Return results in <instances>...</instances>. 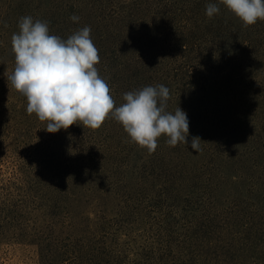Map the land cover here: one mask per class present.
<instances>
[{"label": "trees", "instance_id": "16d2710c", "mask_svg": "<svg viewBox=\"0 0 264 264\" xmlns=\"http://www.w3.org/2000/svg\"><path fill=\"white\" fill-rule=\"evenodd\" d=\"M206 1L0 12V151L14 163L0 180V247L34 245L40 264H264V20L244 27L225 6L209 19ZM23 16L63 39L89 26L116 106L126 92L168 87L167 111L187 114L188 144L171 147L162 135L149 154L111 117L96 130H44L1 72L14 70L11 37ZM131 209L149 224L130 260Z\"/></svg>", "mask_w": 264, "mask_h": 264}, {"label": "clouds", "instance_id": "9594fccd", "mask_svg": "<svg viewBox=\"0 0 264 264\" xmlns=\"http://www.w3.org/2000/svg\"><path fill=\"white\" fill-rule=\"evenodd\" d=\"M219 4L244 27L264 20V0H219ZM219 12L218 4L206 5L209 19ZM70 19L78 22L80 18L73 14ZM18 27L11 37L15 66L6 76L7 84L26 98L29 116L35 114L47 122L44 130L57 133L74 124L96 130L111 117L122 125L130 142L149 154L156 151L162 135L171 147L188 144L187 114L179 106L174 113L167 111L168 87L161 84L126 92L124 102L115 105L107 81L95 67L100 56L89 26L67 39L50 34L46 21H34L31 16L21 17ZM190 146L199 152L200 139L193 137Z\"/></svg>", "mask_w": 264, "mask_h": 264}, {"label": "rangeland", "instance_id": "374dc122", "mask_svg": "<svg viewBox=\"0 0 264 264\" xmlns=\"http://www.w3.org/2000/svg\"><path fill=\"white\" fill-rule=\"evenodd\" d=\"M70 1L76 2V3H86L87 0H0V12L2 14H23V13H57L60 12L59 7H64L65 3ZM133 2L134 0H129ZM128 0H126V3H130ZM163 3H168V0H161ZM188 2L189 0H170V2ZM212 2V0H208ZM206 1V2H208ZM169 2V3H170ZM205 2V3H206ZM214 3L218 4V6H223V4H219V0H214ZM204 3V4H205ZM56 4L58 8L54 7L51 8L52 5ZM65 8V7H64ZM63 11V10H62ZM221 70L229 71H241L244 72L247 69H227V68H220ZM3 75H8L7 72L2 71ZM262 78V77H261ZM243 84H248V80L244 79V76H242ZM264 80V78H262ZM4 84L3 78H1L0 85L2 86ZM251 86L253 84L251 83ZM2 88V87H1ZM3 89V88H2ZM1 98H4V96H1ZM236 117L235 114L229 115L227 120H233ZM0 151V180L6 179L9 175H11L12 167H13V157L10 153L3 155ZM130 215H128V221H131L132 224L129 226L131 227V230L129 231L131 234V237L133 241H130V239H126L125 236L123 237V248L125 250V255L129 256L128 258L135 259L137 249H141L144 246V240H143V234L149 224L147 219L143 217H139L136 214L135 210H129ZM0 264H40L39 262V256H38V249L34 245H20L18 243H12L9 245H2L0 247Z\"/></svg>", "mask_w": 264, "mask_h": 264}]
</instances>
